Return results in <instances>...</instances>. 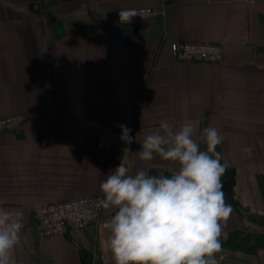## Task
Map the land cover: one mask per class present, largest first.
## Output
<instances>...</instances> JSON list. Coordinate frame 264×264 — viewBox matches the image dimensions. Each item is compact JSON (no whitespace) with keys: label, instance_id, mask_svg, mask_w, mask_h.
I'll return each instance as SVG.
<instances>
[{"label":"crops","instance_id":"1","mask_svg":"<svg viewBox=\"0 0 264 264\" xmlns=\"http://www.w3.org/2000/svg\"><path fill=\"white\" fill-rule=\"evenodd\" d=\"M137 6L163 13L116 18ZM174 39L218 41L222 59L177 61ZM13 113L23 121L0 128V201L25 214L16 264H115L103 227L114 210L63 235H44L38 220L43 203L102 194L118 164L85 132L88 113L134 132L130 174L177 167L138 158L160 121L215 127L232 207L216 258L264 264V0H0V117Z\"/></svg>","mask_w":264,"mask_h":264},{"label":"clouds","instance_id":"2","mask_svg":"<svg viewBox=\"0 0 264 264\" xmlns=\"http://www.w3.org/2000/svg\"><path fill=\"white\" fill-rule=\"evenodd\" d=\"M138 15L134 9L119 11L122 23ZM120 127V139L131 143V129ZM222 142L215 127L200 130L192 120L174 127L162 120L144 137L137 154L141 161L159 156L177 165L170 176L143 169L130 174L129 161L121 158L101 183L103 196L96 201L98 208L114 210L103 227L115 264H219L223 224L232 213L223 192L226 166L216 151ZM3 204L0 201V264H16L25 214Z\"/></svg>","mask_w":264,"mask_h":264},{"label":"built area","instance_id":"3","mask_svg":"<svg viewBox=\"0 0 264 264\" xmlns=\"http://www.w3.org/2000/svg\"><path fill=\"white\" fill-rule=\"evenodd\" d=\"M134 9L140 16H134L132 21L146 17H154L163 13V10L151 6L119 7L115 10L118 20L119 11ZM172 57L177 61L219 62L222 59L223 49L218 41H196L174 39L169 44ZM23 121L22 114L13 113L0 117V128L9 129ZM82 124L88 136L98 142L111 146L120 153L119 166L122 159H126V153L130 150L135 140L131 130V143L120 139L122 130L101 120L97 116L88 113L82 117ZM103 194L93 196H77L47 202L40 205L38 220L41 232L46 236L63 235L70 226H83L94 221L102 208L96 206V201Z\"/></svg>","mask_w":264,"mask_h":264}]
</instances>
